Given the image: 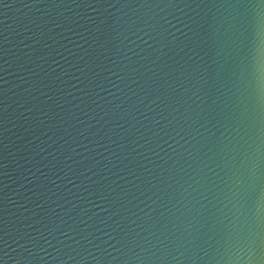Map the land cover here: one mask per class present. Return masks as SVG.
I'll return each instance as SVG.
<instances>
[{
    "label": "water",
    "instance_id": "water-1",
    "mask_svg": "<svg viewBox=\"0 0 264 264\" xmlns=\"http://www.w3.org/2000/svg\"><path fill=\"white\" fill-rule=\"evenodd\" d=\"M0 264H264V0H0Z\"/></svg>",
    "mask_w": 264,
    "mask_h": 264
}]
</instances>
